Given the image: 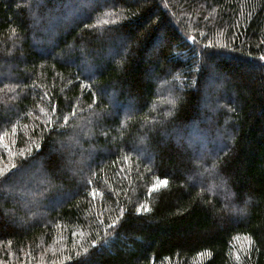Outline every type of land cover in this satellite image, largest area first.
Masks as SVG:
<instances>
[{
  "label": "trees",
  "instance_id": "trees-1",
  "mask_svg": "<svg viewBox=\"0 0 264 264\" xmlns=\"http://www.w3.org/2000/svg\"><path fill=\"white\" fill-rule=\"evenodd\" d=\"M39 1L0 0V264H264V0Z\"/></svg>",
  "mask_w": 264,
  "mask_h": 264
},
{
  "label": "rangeland",
  "instance_id": "rangeland-1",
  "mask_svg": "<svg viewBox=\"0 0 264 264\" xmlns=\"http://www.w3.org/2000/svg\"><path fill=\"white\" fill-rule=\"evenodd\" d=\"M40 2V4H42L43 5V2L44 1H39ZM78 3H80V1L79 0H74V1H71V2H69L68 3V6L69 7H74V6H77L78 5ZM161 85V84H160ZM169 85L168 84H166L165 83V85L162 87L161 86V89L159 90V92H158V94H160V95H162V94H164L167 90H171L172 88H170V87H168ZM173 102V101H172ZM194 129V127L191 129V131L188 133V138H194V144H199L200 143V138L199 137H197V134L196 133H194V132H192V130ZM177 140H182V138L180 137V136H178V138H177ZM175 142H177V141H175ZM13 194H16V192H14ZM16 196V195H15ZM19 196V195H18ZM7 217L8 218H12L13 220L15 219H17V217H14V213H11V212H9V213H7ZM32 219V218H31ZM34 220H37V217H35V218H33ZM32 219V220H33ZM23 219H20L19 221H17V222H15V221H11V225H13V226H15V224H16V226H21L22 227V224H28V223H30L32 220H30L29 218L27 219H25V221H22ZM18 226V227H19ZM236 257H238V255H236Z\"/></svg>",
  "mask_w": 264,
  "mask_h": 264
},
{
  "label": "snow or ice",
  "instance_id": "snow-or-ice-1",
  "mask_svg": "<svg viewBox=\"0 0 264 264\" xmlns=\"http://www.w3.org/2000/svg\"><path fill=\"white\" fill-rule=\"evenodd\" d=\"M261 59H264V57H261ZM160 183L162 185H167L168 181H167V179H164ZM156 187H157V185H152L151 188L149 189V191H151L153 188H156ZM96 194H97L96 193V190H93L92 193H91V195L93 196V198H95ZM138 211H139V209H138ZM114 225H115V221L113 222V225H110V227L111 226H114ZM92 243L95 244V241H93Z\"/></svg>",
  "mask_w": 264,
  "mask_h": 264
}]
</instances>
